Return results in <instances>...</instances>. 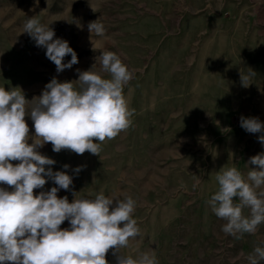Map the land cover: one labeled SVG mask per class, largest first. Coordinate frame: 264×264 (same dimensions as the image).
Segmentation results:
<instances>
[{"label": "rangeland", "instance_id": "1", "mask_svg": "<svg viewBox=\"0 0 264 264\" xmlns=\"http://www.w3.org/2000/svg\"><path fill=\"white\" fill-rule=\"evenodd\" d=\"M33 16L54 29V39L69 42L79 61L72 69L57 73L46 49L22 33ZM98 19L102 36L88 29ZM104 51L118 54L133 72L123 90L132 124L101 143L99 155L57 153L51 143L40 148L56 161L46 168L73 177L58 197L72 202L75 192L94 199L101 190L131 196L140 235L124 255L154 254L158 264H250L254 250L264 249V223L254 234H225L226 221L208 201L221 168L236 167L245 177L260 170L248 162L264 153L258 139L264 133L245 131L240 118L264 123V0H0V87L6 90L19 87L31 100L53 77L77 80L76 69L89 70ZM247 69L255 76L243 87L240 72ZM94 70L100 72L99 63ZM25 120L34 134L30 116ZM55 186L48 180L43 190ZM106 259L116 264L111 249Z\"/></svg>", "mask_w": 264, "mask_h": 264}, {"label": "clouds", "instance_id": "2", "mask_svg": "<svg viewBox=\"0 0 264 264\" xmlns=\"http://www.w3.org/2000/svg\"><path fill=\"white\" fill-rule=\"evenodd\" d=\"M88 29L98 36L105 32L99 19L90 22ZM22 33L46 49L57 73L79 62L69 42L54 39V29L35 16L25 21ZM69 55L71 59L65 63ZM95 61L89 70L76 69L77 80L60 82L53 77L41 95L31 100L19 87H0V185L8 186L0 187V264H108L110 249L116 264H158L154 254L134 258L121 251L140 235L133 218L136 201L131 196H106L101 190L94 199L77 198L75 192L72 202L67 196L58 197L61 189L70 190L73 177L66 171L46 168L56 161L39 151L51 143L57 153L67 149L78 155L86 151L99 155L101 143L131 126L134 110L129 108L123 90L133 72L115 52L104 51ZM97 63L100 72L94 70ZM103 73L110 78H104ZM253 76L251 69L241 70L242 86L248 87ZM26 116L33 122L32 135ZM240 126L252 134L264 133V123L257 117L242 116ZM258 139L264 144V135ZM248 163L260 170H250L245 177L236 167H223L215 176L219 188L208 204L226 221L221 229L225 234H254L264 223V153L251 157ZM80 170L75 169L77 173ZM48 180L56 186L44 191ZM37 189L41 190L38 194ZM237 199L239 202H234ZM245 208L250 210L247 217L243 215ZM66 220L70 227L62 229ZM254 251L248 260L260 264L264 249Z\"/></svg>", "mask_w": 264, "mask_h": 264}]
</instances>
